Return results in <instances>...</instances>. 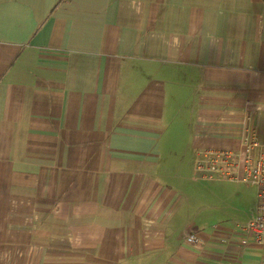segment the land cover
<instances>
[{
	"label": "crops",
	"instance_id": "crops-1",
	"mask_svg": "<svg viewBox=\"0 0 264 264\" xmlns=\"http://www.w3.org/2000/svg\"><path fill=\"white\" fill-rule=\"evenodd\" d=\"M249 113L264 0H0V264H261L193 175Z\"/></svg>",
	"mask_w": 264,
	"mask_h": 264
},
{
	"label": "built area",
	"instance_id": "built-area-1",
	"mask_svg": "<svg viewBox=\"0 0 264 264\" xmlns=\"http://www.w3.org/2000/svg\"><path fill=\"white\" fill-rule=\"evenodd\" d=\"M246 126L239 150H201L195 161L198 179L209 182L244 183L258 190L255 216L238 231L240 245L261 252L264 264V143L255 113L246 116ZM186 243L201 246L202 240L191 234Z\"/></svg>",
	"mask_w": 264,
	"mask_h": 264
},
{
	"label": "rangeland",
	"instance_id": "rangeland-1",
	"mask_svg": "<svg viewBox=\"0 0 264 264\" xmlns=\"http://www.w3.org/2000/svg\"><path fill=\"white\" fill-rule=\"evenodd\" d=\"M194 170V168H193ZM193 175L198 178L196 171ZM195 188L200 218L204 227L237 228L245 225L258 205V190L244 183L209 182L200 180Z\"/></svg>",
	"mask_w": 264,
	"mask_h": 264
}]
</instances>
